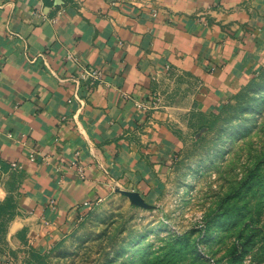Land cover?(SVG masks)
Instances as JSON below:
<instances>
[{"label": "crops", "instance_id": "0c3cea01", "mask_svg": "<svg viewBox=\"0 0 264 264\" xmlns=\"http://www.w3.org/2000/svg\"><path fill=\"white\" fill-rule=\"evenodd\" d=\"M82 67L100 70L89 93ZM262 67L264 0H0V264L56 244L115 187H141L176 144L173 87L219 106Z\"/></svg>", "mask_w": 264, "mask_h": 264}, {"label": "rangeland", "instance_id": "374dc122", "mask_svg": "<svg viewBox=\"0 0 264 264\" xmlns=\"http://www.w3.org/2000/svg\"><path fill=\"white\" fill-rule=\"evenodd\" d=\"M171 94L176 144L141 187L119 188L46 250L15 246L20 264H264V67L219 106ZM7 227L0 209V241Z\"/></svg>", "mask_w": 264, "mask_h": 264}, {"label": "built area", "instance_id": "2783aa9c", "mask_svg": "<svg viewBox=\"0 0 264 264\" xmlns=\"http://www.w3.org/2000/svg\"><path fill=\"white\" fill-rule=\"evenodd\" d=\"M46 14L43 13L41 10H39L37 12V16L38 17H41L43 19H46ZM66 60H69V61H74V62H77V59L72 56L71 54H68L66 56ZM100 73V70L96 67H82V72L78 75V77L76 78L77 80H75L76 82H79V81H87L88 82V87L86 88V91L87 93H89L92 88L94 87L95 85V80H97V76L98 74ZM75 98L78 100V101H81V99L79 98V96L77 94H75ZM76 159L73 161V165L76 167V171L78 173V175H80L81 177L84 176V168L82 166V164H79V161H78V157H79V154H76ZM30 158L31 159H35V156L34 154L30 155ZM9 166L11 168V170H15V171H18V170H21L22 169V166L21 164H18L17 162L15 161H11L9 162ZM116 190H118L117 187H115ZM103 200L102 199H99L97 202H95V204L97 203H100L102 202ZM92 203H85V205H91Z\"/></svg>", "mask_w": 264, "mask_h": 264}, {"label": "trees", "instance_id": "16d2710c", "mask_svg": "<svg viewBox=\"0 0 264 264\" xmlns=\"http://www.w3.org/2000/svg\"><path fill=\"white\" fill-rule=\"evenodd\" d=\"M260 69H261V68H260ZM260 69H259V70H260ZM259 70H258V71H259ZM258 71H257V72H258ZM255 75H256V74H255ZM252 80H253V79H252ZM251 82H252V81H251ZM251 82H250V83H251ZM250 83H249V84H250ZM249 84H248V85H249ZM248 85H247V86H248ZM229 262L233 264L234 259L230 260Z\"/></svg>", "mask_w": 264, "mask_h": 264}]
</instances>
